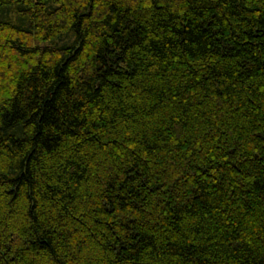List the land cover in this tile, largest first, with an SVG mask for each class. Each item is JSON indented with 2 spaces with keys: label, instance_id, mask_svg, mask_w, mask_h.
Listing matches in <instances>:
<instances>
[{
  "label": "trees",
  "instance_id": "trees-1",
  "mask_svg": "<svg viewBox=\"0 0 264 264\" xmlns=\"http://www.w3.org/2000/svg\"><path fill=\"white\" fill-rule=\"evenodd\" d=\"M0 264H264V0H0Z\"/></svg>",
  "mask_w": 264,
  "mask_h": 264
}]
</instances>
